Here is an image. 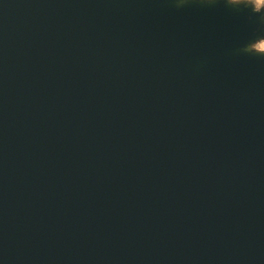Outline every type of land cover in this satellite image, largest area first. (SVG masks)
Returning a JSON list of instances; mask_svg holds the SVG:
<instances>
[{"label": "water", "instance_id": "95a60500", "mask_svg": "<svg viewBox=\"0 0 264 264\" xmlns=\"http://www.w3.org/2000/svg\"><path fill=\"white\" fill-rule=\"evenodd\" d=\"M261 38L227 0H0V264H264Z\"/></svg>", "mask_w": 264, "mask_h": 264}, {"label": "rangeland", "instance_id": "374dc122", "mask_svg": "<svg viewBox=\"0 0 264 264\" xmlns=\"http://www.w3.org/2000/svg\"><path fill=\"white\" fill-rule=\"evenodd\" d=\"M204 1H211V0H204ZM229 3L232 4H245L252 6L254 10L260 11L263 10L264 12V0H227ZM247 50L255 53H264V38L257 39L253 43H251Z\"/></svg>", "mask_w": 264, "mask_h": 264}, {"label": "bare ground", "instance_id": "6f19581e", "mask_svg": "<svg viewBox=\"0 0 264 264\" xmlns=\"http://www.w3.org/2000/svg\"><path fill=\"white\" fill-rule=\"evenodd\" d=\"M175 4H176L177 6H180L181 2H180V1H176Z\"/></svg>", "mask_w": 264, "mask_h": 264}]
</instances>
